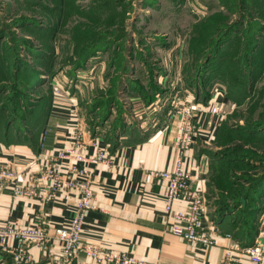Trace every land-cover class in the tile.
Listing matches in <instances>:
<instances>
[{
	"label": "rangeland",
	"instance_id": "obj_1",
	"mask_svg": "<svg viewBox=\"0 0 264 264\" xmlns=\"http://www.w3.org/2000/svg\"><path fill=\"white\" fill-rule=\"evenodd\" d=\"M40 71L45 80L33 87ZM54 79L78 90L82 119L103 139L121 115L141 130L128 92L149 99L161 87L168 100L185 89L201 102L207 87L221 88L226 111L204 151L207 200L221 205L230 191H250L264 221V200L255 203L264 191V0H0V110L26 113ZM108 110L105 124H94ZM239 210L232 219L248 226L254 214Z\"/></svg>",
	"mask_w": 264,
	"mask_h": 264
},
{
	"label": "crops",
	"instance_id": "obj_2",
	"mask_svg": "<svg viewBox=\"0 0 264 264\" xmlns=\"http://www.w3.org/2000/svg\"><path fill=\"white\" fill-rule=\"evenodd\" d=\"M53 81L58 83L56 79ZM158 84H165V79H158ZM170 84L173 85V82ZM166 94L163 92L156 97L157 101L165 100L161 102L164 107L151 111L157 101L146 105L140 95L128 92L126 99L136 106L130 113L131 118L141 120L137 121L141 130L133 133L130 126H125L117 146L98 137L100 145L110 146L114 165L112 168L103 164L90 166L99 209L87 212L81 239L102 248L130 253L154 264H219L226 249L241 245L231 229L232 213L220 216L214 211L217 205L210 206L207 200L210 196L207 191L210 159L204 151L211 132L215 133L216 118L207 113L200 116L199 124L211 132L209 137H196L186 155L193 186L203 192L206 200L202 224L213 229L215 238L214 244L203 247L168 232L167 217L163 211L165 182L152 176V171L170 168L175 155L173 139L176 123L166 124V111L175 97L166 100ZM78 99V90L70 92L61 88L60 93H53L51 103L50 97L47 101L42 124L29 129V137L21 136L17 142L0 140V162L13 160L14 167L24 171L21 180L25 182L30 177H38L40 163L69 145L75 132H80L88 143L94 135L82 119ZM88 151L91 152L92 147ZM56 195L55 199L46 201L13 198L9 188L0 187V224L11 221L24 226L39 220L52 230L67 223L74 212L76 193L62 191ZM175 207L186 208L182 202H177ZM256 238L264 242V221L259 225ZM12 246L26 253L24 264H56L46 250L31 243L14 241ZM51 251L58 253L60 248L54 243ZM241 262L249 264L245 257L241 258ZM0 264L20 263L11 252L0 250Z\"/></svg>",
	"mask_w": 264,
	"mask_h": 264
},
{
	"label": "built area",
	"instance_id": "obj_3",
	"mask_svg": "<svg viewBox=\"0 0 264 264\" xmlns=\"http://www.w3.org/2000/svg\"><path fill=\"white\" fill-rule=\"evenodd\" d=\"M53 92L55 94L61 92L57 83L53 84ZM180 94L184 98L177 95L166 111L167 126L176 123L172 166L152 171V176L165 182L163 211L167 217L168 232L185 241L208 247L215 243L213 229L202 224L206 200L203 192L193 186L186 155L194 145L196 137H209L210 130L199 124L200 116L207 113L215 117L214 127L217 129L224 117L228 100H225L224 91L219 87L211 89L206 104L194 101L193 97L188 98L189 92L185 89ZM160 106L161 100L152 105L151 111H159ZM90 147L91 152L88 151ZM113 160L114 155L110 146L100 145L97 136H92L87 143L80 132H75L71 135L69 145L40 163L38 177H30L23 182L21 176L24 171L16 169L13 160L0 162V187L9 188L13 198H37L46 201L55 199L56 193L62 191H74L77 197L73 215L67 223L52 230L39 220L24 226H18L11 221L1 223L0 250L11 252L20 264L27 261L26 253L13 247L14 241L19 244L31 243L46 250L53 256L56 264H154L138 259L130 253L102 248L85 243L81 239L87 212L99 209L90 166L103 164L107 168H112ZM177 202L184 203L186 208H176ZM54 243L60 248L58 253L51 251ZM242 257H245L249 264H264V242L256 238L251 245L230 247L225 250L219 264H242Z\"/></svg>",
	"mask_w": 264,
	"mask_h": 264
},
{
	"label": "trees",
	"instance_id": "obj_4",
	"mask_svg": "<svg viewBox=\"0 0 264 264\" xmlns=\"http://www.w3.org/2000/svg\"><path fill=\"white\" fill-rule=\"evenodd\" d=\"M36 55L35 56L33 55V59L36 57ZM34 62L35 63L41 62L40 57L38 58L37 56V59ZM45 73L47 72L46 71H43V72L40 71L39 73L36 72L35 76L33 77V80L31 81V85L35 87L36 85L38 86L39 84H41L45 80L43 77ZM209 87H207V91L204 92L200 103H203V104L207 103L209 96H210L211 89H212L210 87V90H209ZM159 88H157L155 94H153L152 97H150L149 99L148 98L143 99L145 100L144 103L146 105L152 102L154 98H156L159 95L158 93L161 92V87ZM185 88L188 90L191 89L189 87H185ZM53 93L54 92L51 87V92L48 91L46 94L40 95L38 99L30 103L29 105L30 109L26 111V113L21 114V115L11 116L7 110L1 109L0 112H4L7 115L3 116V120L0 121V129L2 132V135H0V140H7L8 142H17L18 141L17 138H20L21 136L29 137L27 135V133H29L28 130L35 126L42 124L44 116L46 114L47 101L50 97V103H51ZM18 98L22 100V98L20 97ZM110 107L111 105L109 106V110H110ZM109 110H108V113H105L103 115L99 113L100 118L97 119L94 124L101 125V126L104 125L105 121L110 117ZM17 121H20L18 123L20 125H16ZM86 125L92 135L94 136L101 135V133L99 131H96V129L93 127L94 125L92 126L87 123ZM125 125H126L125 119L123 118L122 115L119 116L117 121L114 122L113 126L111 125L109 135L108 136L103 135L105 142L108 144H111L112 146H117L120 134L124 133L123 130L125 128ZM117 127H121V128L123 127L122 130H119L120 131L119 133L117 132ZM134 132L135 130H133V133ZM217 132H218V127H217V131L213 134V138L216 137V135L218 134ZM248 193L250 194V191H238V190L230 191L225 195L226 197L225 196L222 197L224 200L221 201V205H217V208L219 210H222L223 212L227 208L229 210V213H234L235 211L237 212V208H239L240 209L239 212L241 213L251 211L254 214L251 220H249L248 226L245 225L244 227H241V221L239 220L236 221V219L234 221L232 219L233 226L231 227V229H232L234 237L239 241V244L241 245V247L248 246L254 243L259 233V225L257 224V215L260 214L262 211L261 209L260 210L258 209L259 204H258V208L256 207L255 209H252V205H250L247 200ZM249 194H248V197H249ZM263 200H264V191H262V193L259 194V197L256 199L255 203H259V202L261 203ZM224 214H227V213H224Z\"/></svg>",
	"mask_w": 264,
	"mask_h": 264
}]
</instances>
